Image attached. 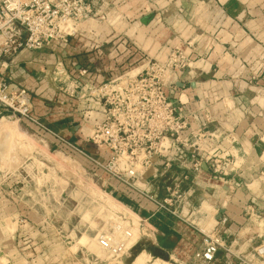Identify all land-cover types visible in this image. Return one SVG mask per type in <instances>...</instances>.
Listing matches in <instances>:
<instances>
[{"label": "crops", "instance_id": "1", "mask_svg": "<svg viewBox=\"0 0 264 264\" xmlns=\"http://www.w3.org/2000/svg\"><path fill=\"white\" fill-rule=\"evenodd\" d=\"M88 1L95 17L81 24L67 45L55 43L40 52L24 51L11 61L4 72L10 92L26 91L32 102L31 115L42 125L91 158L106 161L108 152L84 136L88 125L83 106L59 92L54 81L56 67L62 64L71 73L90 68L91 80L100 83L123 69H143L150 59L167 62L172 52L179 51L186 67L174 74L172 83L177 90L171 96H180L190 115L189 132L194 134V152L202 172L189 171L187 152L175 147L171 170L160 162L146 174L148 184L139 178L138 183L146 184L155 197L165 196V189L175 184L185 193L178 206L179 217L158 211L144 200L139 213L150 231L145 239H153L158 259L199 264L193 256L202 235L183 220L208 226L223 216L229 223L222 236L236 257L221 250L214 264H241L240 258H252L264 234L257 217L250 216L254 206L264 204V0ZM147 15L154 19L144 26L141 20ZM91 114L101 119L99 112ZM23 122L41 141L68 154L55 137ZM209 156L220 159L217 172ZM99 172L102 184L98 188L107 195L117 201L141 199ZM26 183L14 196L0 185V221L5 225L14 221L10 225L15 227L13 232L7 227L0 234L10 239L0 244V264H105L95 252L100 231L90 224L72 225L66 216L60 218L62 224L57 219L59 209L69 208L65 192L62 201L49 194L37 201L35 192L26 193L32 189ZM84 237L96 247L79 245L72 252L68 245Z\"/></svg>", "mask_w": 264, "mask_h": 264}, {"label": "built area", "instance_id": "2", "mask_svg": "<svg viewBox=\"0 0 264 264\" xmlns=\"http://www.w3.org/2000/svg\"><path fill=\"white\" fill-rule=\"evenodd\" d=\"M94 17L92 3L88 0H0V121L13 116L18 122H30L70 150L85 156L93 168L138 193L158 211L179 217L178 206L185 196L182 186H168L165 196L158 200L146 189L150 177L144 180L156 163L161 162L166 170H171L175 147L187 152L189 171L202 172V163L194 152V134L189 132L190 115L184 110L180 96H171L177 90L172 83L174 74L186 67L179 51L172 52L167 62L150 59L143 69H123L116 77L100 83L91 80L90 68L71 73L62 64L56 67L54 81L59 92L77 99L83 106V118L88 125L84 136L88 143L108 152L106 161L91 158L42 125L31 115L32 102L26 91L9 90L4 72L15 57L24 51H43L55 43L67 45L78 27ZM92 112H99L101 119L92 117ZM219 160L215 156L208 158L216 172ZM139 178L146 184L141 186ZM184 180H188V176H184ZM183 221L202 235L194 262L214 264L221 250L236 257L222 236L229 223L227 217L221 216L208 226ZM115 222L117 227L121 225L118 220ZM116 226L112 228L114 232L97 236L96 243L103 252L118 260L127 253L130 241L126 244L121 241ZM144 235L148 237V233ZM128 238L132 240L129 234ZM252 258L257 262L253 263ZM252 258H240V262L262 264L264 245L255 248Z\"/></svg>", "mask_w": 264, "mask_h": 264}, {"label": "rangeland", "instance_id": "3", "mask_svg": "<svg viewBox=\"0 0 264 264\" xmlns=\"http://www.w3.org/2000/svg\"><path fill=\"white\" fill-rule=\"evenodd\" d=\"M6 120L7 128L0 137V185L7 187L6 191L14 196L16 190L20 193V187L24 184L27 186L26 182H30L32 189H26V193L35 192L37 201L46 198L47 194L56 201H62V193L65 192L66 196L63 198L69 208L68 210L59 209V215H57L59 222L63 221L60 218L66 216L72 225L90 224V228L100 231L98 236L102 233L114 232L112 228L116 226L115 221L118 220L121 225L116 226V230L120 232L116 233L121 236L124 244L130 241V247L127 253L118 260L98 250L97 247L95 252L105 264H140V261L141 264L143 261H146L144 264H175L170 259H158L155 256L157 253L153 252V239H145L144 234L150 231L139 213V210H142L141 205L144 204L143 198L138 197L131 202L129 200L117 201L114 196L107 195L105 189L98 188L102 184L100 181L102 175L93 169L87 158L85 159L84 156L72 150L65 154L58 148L47 144L46 141H41L40 135L24 122H18L13 116L7 117ZM95 173L98 175L95 176ZM163 197L156 198L161 200ZM250 216H256L259 220L257 221L258 227L264 230V204L254 206V210L250 211ZM111 219H114L113 223ZM12 222L14 221H7L5 225L0 221L1 235L7 227L6 230L9 232L14 231V225H10ZM112 224L115 225L112 226ZM128 234L132 240H129ZM1 235L0 244L6 240L9 243L10 239L1 237ZM260 241L259 246L264 245V234ZM85 244H91L92 248L96 247L95 243L89 242L86 237L78 241L76 245L73 242L68 246H72V252H75L79 245ZM145 257L147 259L144 260ZM252 260L253 263L257 262L255 258ZM262 264H264V259Z\"/></svg>", "mask_w": 264, "mask_h": 264}, {"label": "water", "instance_id": "4", "mask_svg": "<svg viewBox=\"0 0 264 264\" xmlns=\"http://www.w3.org/2000/svg\"><path fill=\"white\" fill-rule=\"evenodd\" d=\"M154 19V16L153 15H147L145 16L142 20H141V24L144 25V26H148ZM155 161V160H154ZM151 173H148L147 175H150ZM145 176L144 177V180H146L147 178H149L150 176ZM61 264H79L77 262H62Z\"/></svg>", "mask_w": 264, "mask_h": 264}, {"label": "bare ground", "instance_id": "5", "mask_svg": "<svg viewBox=\"0 0 264 264\" xmlns=\"http://www.w3.org/2000/svg\"><path fill=\"white\" fill-rule=\"evenodd\" d=\"M0 124H1V134H0V137L2 136V132L3 131H5L6 130V128H7V120H6V118H4V119H2L1 121H0ZM13 228V227H12ZM141 257V256H140ZM147 257V256H146ZM144 258V260L145 259H147V258ZM139 259V258H138ZM142 260H143V258H142ZM138 262V261H137ZM144 262L146 263V261H143V263L142 264H144ZM140 264H141V261L139 262Z\"/></svg>", "mask_w": 264, "mask_h": 264}, {"label": "trees", "instance_id": "6", "mask_svg": "<svg viewBox=\"0 0 264 264\" xmlns=\"http://www.w3.org/2000/svg\"><path fill=\"white\" fill-rule=\"evenodd\" d=\"M61 149H63L65 152H67V153H70L71 152V150L69 149V148H67L66 146H64V145H61ZM95 171H97V172H99V170L98 169H96V168H93ZM93 170V171H94ZM94 171V172H95ZM96 172V173H97Z\"/></svg>", "mask_w": 264, "mask_h": 264}]
</instances>
